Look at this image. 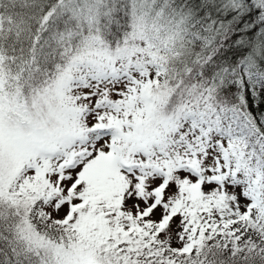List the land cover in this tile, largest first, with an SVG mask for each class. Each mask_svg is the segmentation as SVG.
Returning <instances> with one entry per match:
<instances>
[{
  "label": "snow or ice",
  "instance_id": "obj_1",
  "mask_svg": "<svg viewBox=\"0 0 264 264\" xmlns=\"http://www.w3.org/2000/svg\"><path fill=\"white\" fill-rule=\"evenodd\" d=\"M0 264H264V0H0Z\"/></svg>",
  "mask_w": 264,
  "mask_h": 264
}]
</instances>
